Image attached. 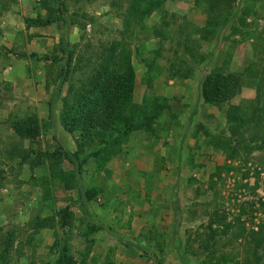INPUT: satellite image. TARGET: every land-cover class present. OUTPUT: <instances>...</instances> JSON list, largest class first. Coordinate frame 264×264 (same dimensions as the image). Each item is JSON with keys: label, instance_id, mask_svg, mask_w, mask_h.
<instances>
[{"label": "rangeland", "instance_id": "1", "mask_svg": "<svg viewBox=\"0 0 264 264\" xmlns=\"http://www.w3.org/2000/svg\"><path fill=\"white\" fill-rule=\"evenodd\" d=\"M227 4L170 0L165 12L128 27L130 0H68L65 20L28 28L26 18H47L42 0H0V264H53L65 244L77 264H264V245L258 249L251 235L264 237V0ZM209 16L232 19L205 41ZM64 44L74 60L51 122ZM119 45L131 51L135 103L171 104L157 135L133 133L101 169L92 159L78 174L63 160L34 163L59 143L76 151L60 122L64 98ZM215 70L242 80L221 107L201 96ZM31 115L42 128L34 143L12 130ZM38 217L50 226L35 229Z\"/></svg>", "mask_w": 264, "mask_h": 264}, {"label": "trees", "instance_id": "2", "mask_svg": "<svg viewBox=\"0 0 264 264\" xmlns=\"http://www.w3.org/2000/svg\"><path fill=\"white\" fill-rule=\"evenodd\" d=\"M51 1L42 0V6L48 14L47 18L25 19L28 28H46L66 19L68 0H55L54 3ZM168 1L170 0H130V8L127 9L128 12L124 13V22L128 27L132 24H141L156 12H165ZM228 1L211 0V3L215 4V7L221 3L230 6L227 4ZM246 15L248 14L245 10L243 16L240 17L242 25L246 24ZM231 19L232 17L229 16L224 21L217 22L216 18L209 16L203 29L204 40H210L211 36L216 35L220 25L226 26L231 22ZM201 33L202 31L199 35H202ZM62 49L65 53L66 64L60 72V86L51 103L49 113L51 122L54 119L55 102L68 81L69 70L74 60V55L68 52L67 44H64ZM261 80L264 83V69ZM241 86L240 75L215 70L204 78L201 84V96L205 104L221 107L239 94ZM135 88L136 71L129 48L119 45L105 51L98 70L71 98H64L60 122L64 130L75 140L76 151L71 152L59 143L60 147L57 151L37 154L34 163L39 165L43 160H50L54 163L63 160L75 167L78 174L84 165L92 159L97 169H101L122 153L133 133L143 131L156 136L159 122L165 114L171 112V104L167 98L162 97L154 98L149 102L145 101L142 105L136 104ZM12 130L18 138L30 143L36 142L42 135L41 123L36 115L14 120ZM29 158L30 151H26L23 159L26 161ZM52 175L55 178L58 177L54 171ZM66 180L64 178V182ZM84 191V188L80 186L79 193L82 199ZM97 192V190L89 192V200L96 202L98 200ZM46 194L50 195L48 188ZM174 202L179 207L180 199L177 194L174 196ZM49 222L48 219L38 217L34 228H47L50 226ZM98 228L108 230L105 225H98ZM251 235L257 242V248L260 249L264 245V237L260 232H252ZM241 237H244L243 233ZM1 259L4 260L2 255ZM53 264H77L68 244L64 245L60 256ZM158 264L161 263L158 262ZM205 264H215V260L211 259L209 263Z\"/></svg>", "mask_w": 264, "mask_h": 264}]
</instances>
